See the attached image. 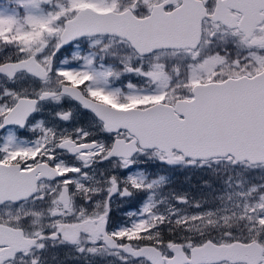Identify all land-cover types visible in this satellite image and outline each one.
Instances as JSON below:
<instances>
[{
  "label": "snow or ice",
  "instance_id": "obj_1",
  "mask_svg": "<svg viewBox=\"0 0 264 264\" xmlns=\"http://www.w3.org/2000/svg\"><path fill=\"white\" fill-rule=\"evenodd\" d=\"M0 264H264V0H0Z\"/></svg>",
  "mask_w": 264,
  "mask_h": 264
},
{
  "label": "rangeland",
  "instance_id": "obj_2",
  "mask_svg": "<svg viewBox=\"0 0 264 264\" xmlns=\"http://www.w3.org/2000/svg\"><path fill=\"white\" fill-rule=\"evenodd\" d=\"M178 179H179V181L181 182V184L183 185L184 188H189L190 186L194 188L195 184H196L197 177H192L191 178V184L190 185H189V182L185 179L184 176H179Z\"/></svg>",
  "mask_w": 264,
  "mask_h": 264
}]
</instances>
